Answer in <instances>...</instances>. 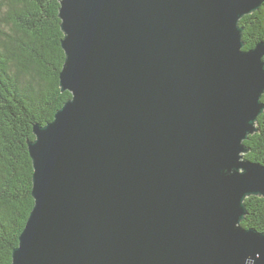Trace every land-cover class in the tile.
I'll list each match as a JSON object with an SVG mask.
<instances>
[{
  "label": "water",
  "instance_id": "1",
  "mask_svg": "<svg viewBox=\"0 0 264 264\" xmlns=\"http://www.w3.org/2000/svg\"><path fill=\"white\" fill-rule=\"evenodd\" d=\"M71 97L27 140L33 206L10 264H264L244 140L264 111V0H58Z\"/></svg>",
  "mask_w": 264,
  "mask_h": 264
},
{
  "label": "trees",
  "instance_id": "2",
  "mask_svg": "<svg viewBox=\"0 0 264 264\" xmlns=\"http://www.w3.org/2000/svg\"><path fill=\"white\" fill-rule=\"evenodd\" d=\"M58 0H0V264L12 250L33 206V166L27 140L71 97L59 85L65 59ZM244 49L264 41V2L239 20ZM264 102V94L262 95ZM244 144L245 157L264 164V111ZM241 224L264 231V196L245 198Z\"/></svg>",
  "mask_w": 264,
  "mask_h": 264
}]
</instances>
